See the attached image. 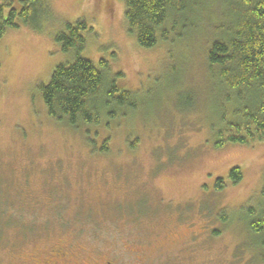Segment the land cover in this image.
<instances>
[{
	"label": "rangeland",
	"instance_id": "374dc122",
	"mask_svg": "<svg viewBox=\"0 0 264 264\" xmlns=\"http://www.w3.org/2000/svg\"><path fill=\"white\" fill-rule=\"evenodd\" d=\"M200 1L181 36L150 50L128 33L119 0H47L39 31L22 23L6 31L0 213L12 224L1 223L0 264L41 262L54 249L67 252L60 264H263L245 217L263 188L264 138L215 147L239 105L206 57L233 15L226 0ZM79 20L90 28L80 55L106 63L137 106L74 130L47 115L39 87L73 61L55 37ZM232 168L242 172L237 185Z\"/></svg>",
	"mask_w": 264,
	"mask_h": 264
},
{
	"label": "trees",
	"instance_id": "16d2710c",
	"mask_svg": "<svg viewBox=\"0 0 264 264\" xmlns=\"http://www.w3.org/2000/svg\"><path fill=\"white\" fill-rule=\"evenodd\" d=\"M119 1L125 6L128 33L135 37L138 47L146 50L155 48L170 34L181 36L192 22L188 14L201 2ZM226 1L231 6L232 24L225 37L211 45L206 59L209 69L215 71L219 84L229 94L226 99L238 103L239 108L234 111L238 119L227 122L219 132L216 149L225 143L250 145L264 138V0ZM21 2L20 10L8 1L0 4V40L8 29H18V23L39 31L42 21L50 18L47 0ZM5 8L9 9L7 17ZM89 30L86 21L79 20L66 24L64 31L56 35L55 41L62 45L65 53L72 52L74 59L58 66L49 82L39 87L47 115L58 122H67L74 130L86 125L99 126L105 119H116L118 111L133 110L137 106L134 96L119 91L115 79L109 78L106 63L101 61L96 66L80 55L85 48L84 35ZM228 180L232 185L239 184L241 170L232 168ZM225 186L222 179L215 183L217 191ZM245 219L248 232L255 239L253 243L264 250V183ZM1 223L8 225L10 222L0 213V236L4 226Z\"/></svg>",
	"mask_w": 264,
	"mask_h": 264
},
{
	"label": "flooded vegetation",
	"instance_id": "af4514ba",
	"mask_svg": "<svg viewBox=\"0 0 264 264\" xmlns=\"http://www.w3.org/2000/svg\"><path fill=\"white\" fill-rule=\"evenodd\" d=\"M67 256V252H65L62 249H54L51 252L48 253V259L43 260L41 262L39 261H34L33 264H60L61 262L64 261V259ZM110 264V263H106Z\"/></svg>",
	"mask_w": 264,
	"mask_h": 264
}]
</instances>
